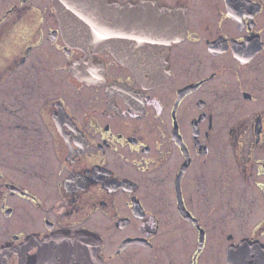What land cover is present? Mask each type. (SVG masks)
Wrapping results in <instances>:
<instances>
[{"label": "flooded vegetation", "instance_id": "af4514ba", "mask_svg": "<svg viewBox=\"0 0 264 264\" xmlns=\"http://www.w3.org/2000/svg\"><path fill=\"white\" fill-rule=\"evenodd\" d=\"M155 1L186 25L145 84L0 0V264L82 230L102 264H264V0Z\"/></svg>", "mask_w": 264, "mask_h": 264}, {"label": "water", "instance_id": "95a60500", "mask_svg": "<svg viewBox=\"0 0 264 264\" xmlns=\"http://www.w3.org/2000/svg\"><path fill=\"white\" fill-rule=\"evenodd\" d=\"M60 27L67 40L83 50L108 48L145 84H156L169 74L171 41L182 36L186 17L179 10L155 0L120 4L117 0H53ZM49 260L61 264H102L100 240L89 231L60 232L43 244ZM237 250L230 264H240ZM237 255V256H236ZM20 264H33L31 257Z\"/></svg>", "mask_w": 264, "mask_h": 264}]
</instances>
